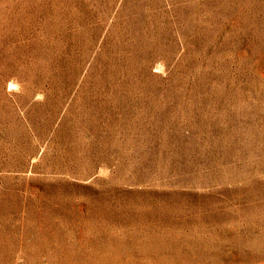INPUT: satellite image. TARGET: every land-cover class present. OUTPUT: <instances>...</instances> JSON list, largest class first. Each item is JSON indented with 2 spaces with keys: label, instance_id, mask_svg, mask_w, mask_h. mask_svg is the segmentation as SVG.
<instances>
[{
  "label": "rangeland",
  "instance_id": "374dc122",
  "mask_svg": "<svg viewBox=\"0 0 264 264\" xmlns=\"http://www.w3.org/2000/svg\"><path fill=\"white\" fill-rule=\"evenodd\" d=\"M0 264H264V0H0Z\"/></svg>",
  "mask_w": 264,
  "mask_h": 264
}]
</instances>
